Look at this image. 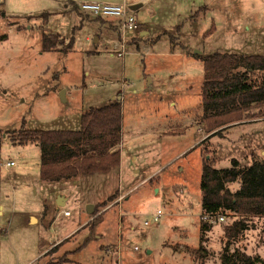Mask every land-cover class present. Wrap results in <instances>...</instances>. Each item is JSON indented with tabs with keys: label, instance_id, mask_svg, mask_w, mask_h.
<instances>
[{
	"label": "rangeland",
	"instance_id": "374dc122",
	"mask_svg": "<svg viewBox=\"0 0 264 264\" xmlns=\"http://www.w3.org/2000/svg\"><path fill=\"white\" fill-rule=\"evenodd\" d=\"M137 3L144 5L131 11L142 27L152 36L166 33L157 42L127 33L123 56L105 37L96 41L101 26L123 40L119 25L74 9L70 0L0 3V35L8 36L0 41V264L57 262L81 245L66 264H222L224 228L238 216L227 212L202 241L203 161L210 157L216 168L228 169L237 159L242 169L264 159V119L236 122L204 141V64L193 53L264 55V0ZM45 33H59L66 42L73 38V48L43 52ZM114 100L123 108L117 146L122 160L109 173L43 181L41 147L14 144L7 133L20 129L24 119L30 129L77 130L84 111ZM8 160L17 164L7 167ZM118 184L127 198L115 203ZM57 187L72 194L63 208L55 200ZM229 187L237 191L241 181ZM91 204L93 214L87 210ZM158 209L160 220L145 224ZM30 213L44 219L29 222ZM91 216L98 218L96 225L64 240L61 251L58 246L42 256ZM249 226L232 240L231 250L264 259V217H253Z\"/></svg>",
	"mask_w": 264,
	"mask_h": 264
},
{
	"label": "trees",
	"instance_id": "16d2710c",
	"mask_svg": "<svg viewBox=\"0 0 264 264\" xmlns=\"http://www.w3.org/2000/svg\"><path fill=\"white\" fill-rule=\"evenodd\" d=\"M70 4L74 9L81 10L74 0H70ZM7 37V34H1L0 41ZM170 38L173 40L174 35L171 34ZM65 40L58 33H45L42 37V51L68 53L73 48V38L68 42ZM193 55L204 64L202 122L207 133H210L206 140L223 134L234 122L259 116L260 113L252 111L254 108H264V76L256 78L258 71H264V55L220 51ZM122 116V103L114 100L84 111L81 115V128L77 130L30 129L26 127L24 119L20 129L9 130L7 133L14 144H38L42 151V180L61 181L109 173L119 168L121 151L113 148L120 142ZM238 180L241 181V187L232 191L229 185ZM201 189L205 215L225 216L231 212L238 216L224 228L227 241L223 248L222 264H264L260 256L253 257L246 251L237 248L231 250L230 247L232 240L249 229L250 219L264 217V159L254 160L252 165L242 169L240 162L233 159L231 168L218 169L210 157H205ZM97 219L94 217L84 227L96 225L99 221ZM212 227L213 223L202 219V241H205V235ZM90 239L87 238L85 244ZM60 244L47 253H53ZM82 246L66 252L57 262L48 264L71 262V254L77 253Z\"/></svg>",
	"mask_w": 264,
	"mask_h": 264
},
{
	"label": "crops",
	"instance_id": "0c3cea01",
	"mask_svg": "<svg viewBox=\"0 0 264 264\" xmlns=\"http://www.w3.org/2000/svg\"><path fill=\"white\" fill-rule=\"evenodd\" d=\"M78 5L80 4V2H82V1H87V0H74ZM88 1H102V2H112V3H115V2H113L112 0H88ZM138 1H140V2H142L143 0H132L131 1V3L132 4H134V3H137ZM144 4L142 3V6H143ZM80 7V6H79ZM134 14L136 15V17H137V19H138V15L134 12ZM105 19H107V20H109L110 22H114V23H116V24H118L119 25V27H120V24H119V21L117 20V19H114V18H105ZM138 21H139V19H138ZM141 24V23H140ZM102 27V30H101V33L100 34H98L97 35V37H96V41L99 39L100 40V38H101V36H103V37H105L108 41H112V43H113V41L114 40H116V39H118V37H119V32L117 33V32H115V31H113L112 29L111 30H109V29H107V28H104L103 26H101ZM121 28V27H120ZM142 28V29H141ZM141 28H140V30L139 31H135V32H132V34H131V36L132 37H136V35L140 32L142 35H147V38H146V40H150L151 42H157L159 39H160V37L164 34V33H166V32H161V33H158V34H156V35H154V36H152V31L149 29V28H145V27H142V24H141ZM122 33V32H121ZM59 34V33H58ZM171 35V34H170ZM118 36V37H117ZM112 50H114V49H112ZM63 94H64V97L66 98V90L65 91H63ZM115 97V96H114ZM257 110H258V113H260L261 112V110H264V108H254L253 109V113H256L257 112ZM264 113V112H263ZM262 113V115H264ZM257 114V113H256ZM259 115V114H258ZM262 115H259L258 117H253V118H248L247 120H245V121H249V120H253V121H255V120H261V119H264V116H262ZM234 123H236V122H234ZM234 123H232V124H234ZM205 125V124H204ZM204 129H205V131H206V128L204 127ZM206 133H207V131H206ZM208 135H210V133H207ZM207 138V137H206ZM206 138L204 139V141L206 140ZM118 149V147L116 146L115 148H113V150H117ZM259 152V151H258ZM257 154V156H258V153H256ZM136 156L134 155V158H135ZM121 160H122V157H121ZM8 161H14V160H8ZM7 161V162H8ZM16 162V161H15ZM17 164V163H16ZM15 164V165H16ZM5 165H6V163H5ZM120 165H121V163H120ZM120 167V166H119ZM79 178V177H78ZM77 179V178H76ZM104 180V182H105V179H103ZM33 188H34V191H35V194H39V188H38V185L36 184V183H33ZM115 187H111L109 190H108V192H111V191H113V189H114ZM40 189H42V191H44V188L43 187H41ZM118 189H120L119 190V193H120V195H119V197L118 198H116L115 200H114V202L116 203H118V202H121V201H123L125 198H127L126 197V194H127V192L125 191L124 192V190L120 187V184H118V187L117 188H115L114 190H118ZM68 191L69 190H63L62 188H60V187H57V188H55L54 190H53V192L55 193V200L57 201V203H58V206L59 207H61V208H63V207H65L66 205H67V203H68V201L70 200V198H71V196H72V194L71 193H68ZM60 199H61V201H60ZM190 204H192L191 202H190ZM94 205V204H93ZM1 206V205H0ZM95 206V205H94ZM1 208H2V206H1ZM1 210V209H0ZM46 210V209H45ZM64 212V214H65V211H68V210H66V209H62L61 210V212ZM1 212V211H0ZM66 215V214H65ZM70 214H68L67 216H69ZM29 216L31 217V219H35V220H29V222H33V223H39V222H41L44 218H42V217H40L39 216V214H35V213H30L29 214ZM41 218H42V220H41ZM92 218H93V216H91L88 220H86V221H84V222H81L80 224H77V226H75V227H73L69 232H67V234L64 236V237H62V238H58L57 240H55V241H53L52 242V244H50L49 245V247L48 248H46L45 250H43L42 251V253H44L42 256H45L46 255V253L50 250V249H52V248H54L55 246H57L58 244H60L62 241H64V240H68V239H70V238H73L74 236H75V234H77L81 229H83V228H85L84 226L88 223V222H90L91 220H92ZM66 237V238H65ZM65 242H63V243H61L60 245H59V250L61 251V248H62V246H63V244H64ZM77 249V248H76ZM70 251H73V250H66V251H64V253L63 254H65L66 252H70ZM41 253V254H42ZM62 254V255H63ZM61 255V256H62Z\"/></svg>",
	"mask_w": 264,
	"mask_h": 264
},
{
	"label": "built area",
	"instance_id": "2783aa9c",
	"mask_svg": "<svg viewBox=\"0 0 264 264\" xmlns=\"http://www.w3.org/2000/svg\"><path fill=\"white\" fill-rule=\"evenodd\" d=\"M2 0H0V3ZM80 9L85 12L89 13L94 16H101L104 18H114L119 21L121 31L123 34V40L116 39L113 41V48L120 49L118 51L119 56H123L125 53L126 48V38L125 35L130 32L139 31L141 28V24L138 21L136 15L134 14L131 9L124 3H112V2H102V1H82L79 4ZM15 161H8L6 162L7 167L15 166ZM65 214H70L69 211H65ZM163 215V211L158 209L154 212L150 219L145 221V224L149 225L152 222H157ZM204 220L215 223L217 221H223L225 219L224 215H212L206 214Z\"/></svg>",
	"mask_w": 264,
	"mask_h": 264
},
{
	"label": "water",
	"instance_id": "95a60500",
	"mask_svg": "<svg viewBox=\"0 0 264 264\" xmlns=\"http://www.w3.org/2000/svg\"><path fill=\"white\" fill-rule=\"evenodd\" d=\"M141 6H142V3H135V4L130 5V9L131 10H137ZM87 210L90 214H93L94 213V205L93 204L89 205Z\"/></svg>",
	"mask_w": 264,
	"mask_h": 264
},
{
	"label": "bare ground",
	"instance_id": "6f19581e",
	"mask_svg": "<svg viewBox=\"0 0 264 264\" xmlns=\"http://www.w3.org/2000/svg\"><path fill=\"white\" fill-rule=\"evenodd\" d=\"M60 201H61V199H60Z\"/></svg>",
	"mask_w": 264,
	"mask_h": 264
}]
</instances>
